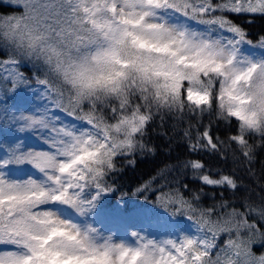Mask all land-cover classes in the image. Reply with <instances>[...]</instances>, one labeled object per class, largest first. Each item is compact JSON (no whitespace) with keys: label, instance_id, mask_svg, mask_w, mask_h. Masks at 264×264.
<instances>
[{"label":"snow or ice","instance_id":"obj_1","mask_svg":"<svg viewBox=\"0 0 264 264\" xmlns=\"http://www.w3.org/2000/svg\"><path fill=\"white\" fill-rule=\"evenodd\" d=\"M0 8L14 10L0 12V264H264V108L248 107L254 82L264 85V33L254 40L232 19L251 25L264 0H0ZM20 91L43 103L18 108ZM157 118L153 133L179 134L188 155L131 195L151 197L192 231L173 221L160 238L131 230L130 241L117 240L97 226L98 205L119 192L110 179L119 158L155 154L145 138ZM202 153L232 168H214Z\"/></svg>","mask_w":264,"mask_h":264},{"label":"trees","instance_id":"obj_2","mask_svg":"<svg viewBox=\"0 0 264 264\" xmlns=\"http://www.w3.org/2000/svg\"><path fill=\"white\" fill-rule=\"evenodd\" d=\"M14 11L11 8H0V12H12ZM251 17L248 16H233L232 19L235 20L239 24H243L244 28L252 34V38L255 40L257 34L264 33V16L257 15L253 20L252 24L249 25L246 23L247 19ZM212 119L208 115L203 117V122L206 124L208 121ZM157 121L154 122L148 128V136L145 138L148 143L152 144L156 148L155 154H148V155H136L135 156V164L129 162L131 157L119 158L116 163L117 167L120 169L113 177L110 179L114 181L115 185L119 188V192L116 194L110 195L108 197H104L101 199L98 207L101 210H109L112 211L117 209L121 211V214L128 215L131 210H140L143 211L145 207H152L158 208L153 203L150 202L151 197L149 200H144L142 198L133 197L131 195L134 188L138 185H141L143 182L148 181L150 177L154 176L156 170L162 167L165 163L169 161H174L177 158H183L188 155L185 145L180 143L179 141V134L174 136L171 140H168L162 136H159L153 133V127H156ZM172 123L171 118H168L167 123L165 124V128L171 131L170 125ZM235 129L233 128V131ZM227 132V129L224 125H216L213 124V133H218L221 137H224ZM203 159L208 162L214 168L219 167L223 168L224 171H229L232 168L231 160L220 161L208 154H201ZM258 157H264V152L258 153ZM257 169H259V159L256 165ZM237 174H242V169H237ZM159 183V181H158ZM182 183H187L192 187H198V182L187 177L182 179ZM207 195H205L202 199L203 205H209L212 203L210 199L212 189H207ZM218 191V190H217ZM121 194H127L128 196L122 200H117V196ZM148 195V193H146ZM187 195V193H185ZM154 199V197H153ZM176 218L181 219L182 216H177ZM220 243H223V238H221Z\"/></svg>","mask_w":264,"mask_h":264},{"label":"rangeland","instance_id":"obj_3","mask_svg":"<svg viewBox=\"0 0 264 264\" xmlns=\"http://www.w3.org/2000/svg\"><path fill=\"white\" fill-rule=\"evenodd\" d=\"M20 109H27L33 104H42L37 97L32 96L31 93L20 91L17 93L13 100L11 101ZM63 115V114H62ZM67 117H61L62 121H66ZM29 144L35 145L36 147H44L41 145L35 137H29ZM31 170L28 168H24L19 175H25ZM96 223L98 227H102V229L107 232L114 233V238L119 240L121 238L129 240L130 236H128V232L131 230H139L145 231L148 234L155 236L156 238H160L165 234V230L174 223V226L180 230L185 232H191L192 227L189 221L186 219L183 220L184 223L177 222L175 218L170 217L168 214L165 215L163 211L155 212L153 216L147 215L144 216L139 212L132 213L130 216H119L114 213H96L95 215Z\"/></svg>","mask_w":264,"mask_h":264},{"label":"clouds","instance_id":"obj_4","mask_svg":"<svg viewBox=\"0 0 264 264\" xmlns=\"http://www.w3.org/2000/svg\"><path fill=\"white\" fill-rule=\"evenodd\" d=\"M264 88V85H261L258 81L254 82V86L252 89L249 90V94L254 96V101L252 104H250L249 110H256L260 111L262 108H264V97H261L258 95L260 90Z\"/></svg>","mask_w":264,"mask_h":264}]
</instances>
